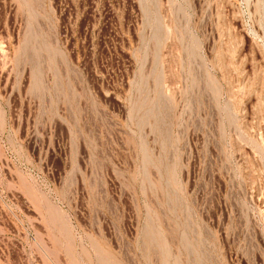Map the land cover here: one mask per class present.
<instances>
[{
	"label": "rangeland",
	"instance_id": "rangeland-1",
	"mask_svg": "<svg viewBox=\"0 0 264 264\" xmlns=\"http://www.w3.org/2000/svg\"><path fill=\"white\" fill-rule=\"evenodd\" d=\"M0 264H264V0H0Z\"/></svg>",
	"mask_w": 264,
	"mask_h": 264
}]
</instances>
